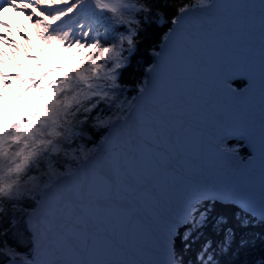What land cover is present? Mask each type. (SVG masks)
Listing matches in <instances>:
<instances>
[{
    "label": "snow or ice",
    "instance_id": "snow-or-ice-1",
    "mask_svg": "<svg viewBox=\"0 0 264 264\" xmlns=\"http://www.w3.org/2000/svg\"><path fill=\"white\" fill-rule=\"evenodd\" d=\"M165 7L171 15L154 0H0V13L25 14L46 45L76 57L53 79L58 66L0 71L39 102L0 121V264H186L177 242L190 247L194 234L222 231L225 251L236 243L212 201L264 221V0ZM153 18L167 31L129 86L123 70ZM211 249L205 240L196 264H216Z\"/></svg>",
    "mask_w": 264,
    "mask_h": 264
},
{
    "label": "trees",
    "instance_id": "trees-1",
    "mask_svg": "<svg viewBox=\"0 0 264 264\" xmlns=\"http://www.w3.org/2000/svg\"><path fill=\"white\" fill-rule=\"evenodd\" d=\"M163 11L171 15V9L165 7L166 4L172 3V0H154ZM167 27L164 24L156 23L155 18L145 26L140 37L138 49L133 53L128 66L123 70V81L129 86L135 73L140 68L145 69L151 63L150 49L158 47ZM237 87H243L245 82L241 79L234 81ZM234 141H230L233 143ZM245 154L246 150H244ZM212 204L215 207L212 208ZM210 216L215 218L223 215L227 218L228 224L225 227H232L236 231V243H233L228 250H221L219 244L223 239V232L208 229L203 236L195 235L188 243L190 247H184L183 241L177 242L178 252L186 264H196L198 253L205 240L212 241V249L209 254L213 256L216 264H261L264 256V222L255 220L252 216L238 210L232 204H222L212 201L209 205ZM241 220L244 225L241 226ZM243 239L244 243L239 241Z\"/></svg>",
    "mask_w": 264,
    "mask_h": 264
},
{
    "label": "bare ground",
    "instance_id": "bare-ground-1",
    "mask_svg": "<svg viewBox=\"0 0 264 264\" xmlns=\"http://www.w3.org/2000/svg\"><path fill=\"white\" fill-rule=\"evenodd\" d=\"M0 20H3L10 27V30L9 27H0V34L6 36L8 41L14 42L11 46L9 43H1L0 50H2L4 55L0 56V60L3 61V63H0V71L6 74L20 73L26 76L37 73V69L40 67H46L47 65L41 63L40 60L37 59V56H41L42 58L48 56L50 58L52 53H56V51L51 52V48L57 45H46L39 39L32 21L28 20L23 13H17L12 9H8L0 13ZM21 30H23V32H21ZM21 33L27 36L28 39H25ZM13 48L16 49V55H13ZM57 49L63 51L59 46H57ZM69 51L73 53L72 50ZM20 53L26 57V61L28 64H31V68L21 66ZM69 62L70 61H67V65H69ZM56 66L60 67V65ZM48 79H53V77H48ZM27 86V82L21 83L20 81H13L8 86L0 83V108H8L11 104L15 105L19 98L29 93L28 91H23L24 87L26 88Z\"/></svg>",
    "mask_w": 264,
    "mask_h": 264
},
{
    "label": "rangeland",
    "instance_id": "rangeland-1",
    "mask_svg": "<svg viewBox=\"0 0 264 264\" xmlns=\"http://www.w3.org/2000/svg\"><path fill=\"white\" fill-rule=\"evenodd\" d=\"M21 32H23V30H21ZM0 42V46H1ZM56 51V53H52L51 57L49 58L50 60V64H52L53 67H57L56 65H60L59 72H55L53 73V78L58 77L59 75H61L63 73L64 70L73 68L76 66V57L73 55V53L69 50H64L63 51L57 49V46L52 47L51 48V52ZM22 53H20V58ZM37 59H42L41 56H37ZM65 59V60H63ZM67 61H70L67 65ZM47 65H49L47 63ZM12 68V67H11ZM46 70H50V68L45 69V68H38L37 69V73H40L42 71H46ZM144 71L145 69L143 68H139L137 70V72L135 73L134 78L132 79V84H135L136 82H138L144 75ZM48 79V78H46ZM25 88V87H24ZM29 93L24 94L21 98H19L15 105L11 104L10 106H8V108H0V121H3L5 119L7 120H15V119H19L22 116H25L28 112H30L31 110H33L37 104L39 103L38 100L36 99V97L38 96L37 91L36 90H31L28 91ZM235 143V142H233ZM229 144L230 143L229 141ZM247 155L248 152L246 151Z\"/></svg>",
    "mask_w": 264,
    "mask_h": 264
},
{
    "label": "water",
    "instance_id": "water-1",
    "mask_svg": "<svg viewBox=\"0 0 264 264\" xmlns=\"http://www.w3.org/2000/svg\"><path fill=\"white\" fill-rule=\"evenodd\" d=\"M150 58H151V62H153V58L151 57V55H150ZM144 72H145V71H144ZM241 80H243V81L245 82V84H246V80H244V79H241ZM233 83H234V81H233ZM230 141H234V142H236L235 140H230ZM245 150L248 152V154H250V151H251L250 149L245 148ZM214 201H215V200H214ZM215 202H219V203H222V204H231V202H230V201H227V200H220V201H215ZM233 206H235V207H236L237 209H239L240 211H242V212H244V213H246V214L252 216L255 220H257V221H259V222H264V221L261 220V218H260L258 212H256V213H249L248 209L243 208V207L240 206V205H233Z\"/></svg>",
    "mask_w": 264,
    "mask_h": 264
}]
</instances>
